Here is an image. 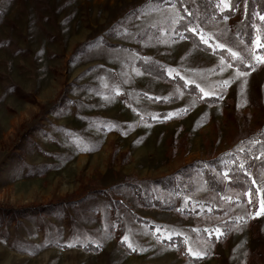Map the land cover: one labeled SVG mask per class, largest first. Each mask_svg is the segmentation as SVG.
<instances>
[{"label":"rangeland","instance_id":"rangeland-1","mask_svg":"<svg viewBox=\"0 0 264 264\" xmlns=\"http://www.w3.org/2000/svg\"><path fill=\"white\" fill-rule=\"evenodd\" d=\"M177 13L146 0H0V264H264L261 200L215 194L188 167L264 141V64L243 71L194 47L176 35ZM203 25L249 52L225 20ZM139 58L220 100L198 103ZM167 177L185 188L179 205L222 206L230 234L211 242L202 230L221 233L217 217L149 204L171 202L151 182Z\"/></svg>","mask_w":264,"mask_h":264},{"label":"trees","instance_id":"trees-1","mask_svg":"<svg viewBox=\"0 0 264 264\" xmlns=\"http://www.w3.org/2000/svg\"><path fill=\"white\" fill-rule=\"evenodd\" d=\"M218 2L219 0H192L191 3L182 4L179 2V0H172V3L175 4L180 16L185 17V20L179 21V23L176 24V35L179 38L183 37V39H186L198 49L220 56L226 63L231 64L233 67L239 70L246 71L253 68L256 64H264L257 62L256 59L255 62H251V60L254 59V55L255 57H264V21L259 19L260 16L264 15V0H229L230 3L236 5L231 9L217 7ZM185 9L195 12L197 19L193 21V26L200 30V34L204 36L205 40L209 41V43L212 45L211 48L200 41L198 36H193L190 32H186L184 30V24L189 19L186 12L184 11ZM220 19L226 21V28L229 29L232 36L237 41H239L243 47L249 48L248 53L246 50H244V52H239L238 54L243 56L245 58V64H251V67H245V65L240 64L238 60H234L230 56L229 52H222L220 49L216 48V44L219 43L218 39L216 38L218 36L207 35L203 25L204 21ZM257 37H259L260 40V47H257L255 43ZM145 61H149L150 63H145ZM135 66L145 74L156 77L162 82L171 83L177 86L182 92L192 95L198 103L213 105L220 100L218 97L204 96L199 92V89L195 88L194 84L186 83L178 76L169 75L167 72L166 63L159 59L139 58L136 59ZM183 111V113H186V110ZM164 113L165 112L159 113L157 121L164 120ZM243 145L244 147H242L240 150L231 149L220 154L215 159L205 161L198 160L188 167L191 166L200 168L207 189L214 192L215 194H221L224 192L225 188H230L232 190H237L241 199H249L247 194H240V190L244 188L245 184L249 183V180L244 179L243 182H241L240 177H242L243 173L238 169V165L244 164L245 170L249 171L251 174V179L257 180V184L251 185L253 190L257 187L264 190V187H262V185H264V180L260 179V175L264 174V166H262V164H264V155H261L264 153V141L258 140L256 136H251L243 141ZM257 156L260 157L259 160L255 159ZM249 165H251V167H249ZM233 169L237 170L235 176L230 171ZM224 172H229V176L227 178L223 177ZM151 182H158L160 184L165 182L164 184L166 185V189L170 190L172 195L170 197V203L154 197L149 204L159 209H171L182 215H194L197 211H199L203 215L217 217L218 220H221L219 221V225L222 228L220 229L222 235L219 236V239H217V235L215 236L212 232L213 229L212 231L211 229L210 231H205V229L202 230V235L211 242L222 240L228 234H230L231 228L229 225L233 222L231 218L226 217L225 209L222 206H217L216 204H212L208 201L193 202V205L196 206L195 208L191 207L189 204L179 205L182 194L185 192V188L182 187L180 181L176 179H169V177H167ZM133 187H135V184H133ZM141 191L144 192V189H141ZM145 192L146 195L149 194L148 189H146ZM136 193H139L138 195L140 196L138 189ZM251 199L253 200L254 206L257 208V201L264 200V191L252 196ZM199 205H208V209L206 210L197 208ZM136 218L139 221L149 225L148 220L142 217ZM149 226L151 229H154L151 224ZM174 242L175 245L179 247L183 246L181 238L180 240H175Z\"/></svg>","mask_w":264,"mask_h":264},{"label":"snow or ice","instance_id":"snow-or-ice-1","mask_svg":"<svg viewBox=\"0 0 264 264\" xmlns=\"http://www.w3.org/2000/svg\"><path fill=\"white\" fill-rule=\"evenodd\" d=\"M146 2L149 4V5H154L157 9H159V5L160 4H170L172 9L175 10V4L172 3V0H146ZM180 3L184 4V3H191L192 0H179ZM236 5L233 4V3H230L229 0H219L218 4H217V7H221V8H228V9H231L233 7H235ZM187 14V17H189V19L186 21V23L184 24V30L186 32H190L193 36H198L199 37V40L202 41L204 44L208 45L209 48L212 47V45L209 43L208 40H205L204 36L202 34H200V30L193 26V21L197 19L196 15H195V12L194 11H190L188 9H185L184 10ZM178 15V20H174V23H179V21H183L185 20V17L184 16H179V14L177 13ZM259 19L261 21H264V15L260 16ZM123 35H125L126 37H129L131 38L133 36V33L131 32H126V33H123ZM183 38V37H182ZM217 39H219L217 37ZM257 47H260V40H259V37H257V40L255 41ZM216 48L220 49L222 52L223 51H227L230 53V56L234 59V60H238L240 62V64L242 65H245V67H251V64H245V58L243 56H241L240 54H238V52L236 51H233L230 47H226L224 43H217L216 44ZM255 59L257 60V62L259 63H264V57H261V56H256ZM145 63H150L149 61H145ZM229 67H232L231 64L228 65ZM255 69L253 68V71ZM172 73V70H169V75H171ZM139 74V73H138ZM178 75V73H177ZM243 75H250V73H247V72H238L237 73V76H243ZM186 83H192L194 84L195 88L199 89V92L202 93L204 96H208L210 95L211 93L210 92H206L205 89L203 87L200 86V84H197L195 83V81H186ZM228 82L225 81V84H227ZM155 118V117H154ZM261 155H264V153H262ZM255 159L259 160L260 157L257 156L255 157ZM262 166H264V164H262ZM249 167H251V165H249ZM238 169L243 173L242 177H240L241 179V182H243L244 179H247L249 180V183L248 184H245L244 185V188L240 190V194L243 195V194H247L249 199H248V204H252L253 203V200L251 199L252 196H255L257 193H260L264 190L260 189V188H255L254 190L251 188V185H255L257 184V180L255 179H251V174L249 171H246L245 170V165L244 164H240L238 165ZM233 175L235 176L236 175V171L235 169L233 170H230ZM229 176V172H224L223 173V177L224 178H227ZM260 179L261 180H264V174H261L260 175ZM259 215H264V200H261L260 202V209L259 211H257L254 215H253V218H255V216H259ZM159 231V230H157ZM205 231H210V230H205ZM217 239H219V236L222 235V233H219V229H217ZM168 239H171V237H168ZM128 241V237L127 236H124L123 237V242H126ZM128 248L132 249L133 251H135V248L133 247V245L131 243H128ZM68 247H72L71 244L68 245ZM189 253L191 255H193L194 257L196 258H203L202 257V254L199 253V252H194L193 249L191 247H189L188 249Z\"/></svg>","mask_w":264,"mask_h":264}]
</instances>
